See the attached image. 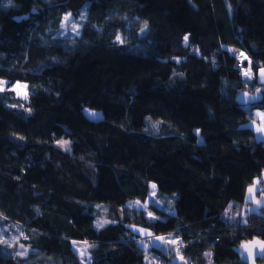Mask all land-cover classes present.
Masks as SVG:
<instances>
[{
	"label": "trees",
	"instance_id": "trees-1",
	"mask_svg": "<svg viewBox=\"0 0 264 264\" xmlns=\"http://www.w3.org/2000/svg\"><path fill=\"white\" fill-rule=\"evenodd\" d=\"M12 2L0 0V264H245L234 247L264 240V204L247 211L246 197L263 190L264 142L248 120L264 108V0ZM68 13L84 17L79 35L63 32ZM149 182L176 193L172 212L126 205ZM131 226L182 247L147 245Z\"/></svg>",
	"mask_w": 264,
	"mask_h": 264
},
{
	"label": "rangeland",
	"instance_id": "rangeland-1",
	"mask_svg": "<svg viewBox=\"0 0 264 264\" xmlns=\"http://www.w3.org/2000/svg\"><path fill=\"white\" fill-rule=\"evenodd\" d=\"M11 3L13 4L12 0H11ZM65 17V15H64ZM71 19L74 21V22H79L81 17H77V18H72ZM67 27H69L68 31H71V25H68ZM63 29V27H62ZM65 28L63 29V32H65ZM240 53H243V52H240ZM240 53L237 54V59L239 61V64H240V73L241 75L244 77V78H247L243 75V71L248 69V66H249V61L250 59H243L240 57ZM245 55V54H244ZM246 56V55H245ZM243 62H246V64H243ZM264 68V67H263ZM261 70V69H260ZM260 70H259V74H258V78L261 79L260 77ZM248 79V78H247ZM1 80H4V79H1ZM4 81H7V80H4ZM17 82H19L20 84H23L25 85L24 82H21V81H16L14 82L10 88L14 91L15 95L19 98H21L23 101L27 100L24 98V96L21 94V95H18L17 94V90H15L13 88V85H15ZM7 87V84L5 85V88ZM23 91H27V88L26 89H22L21 92ZM83 112L90 118L92 119H97V118H100L101 117V112L99 110H96V109H91V108H88V107H83ZM248 123L250 124L251 127L254 128V130L256 131L258 125L255 123V120L250 118L248 120ZM256 134H260V132H257L256 131ZM264 135V133H261ZM258 136V135H257ZM259 182H264V179L262 181L258 180ZM152 184H155L153 182H149V193H148V196L147 198L144 200V201H140L138 199H135V200H128L126 201V205H129V206H136V207H139V208H142L144 210H146V212H151V208L149 206V204H155L159 207H162L164 208L165 210L169 211V212H172L173 211V205H174V198L176 196V193L174 192H171V193H158L156 191V188L153 189L151 187ZM263 188V187H262ZM252 198V202L249 204V206H247L248 210H251V209H257L259 205H263L264 204V191L261 190L260 191V194L259 195H252L251 196ZM136 201H140V206H137L136 205ZM257 201H259V203H257ZM147 204V207H143V205ZM152 213V212H151ZM141 227H136V229H139ZM139 232V231H137ZM139 234L141 235V239H140V242L141 241H145V243L147 245H152V246H161L163 247L164 249H166L167 247L169 246H175V247H178V242H176L175 244H172L170 243L169 241L171 240H178V236L176 235H173V234H167V235H152V237H149V236H145V235H142L140 232ZM155 237H164L165 239L164 240H156ZM10 238L13 240L15 239V236L13 234H10ZM145 238H147L145 240ZM75 250L77 251L78 255L80 256V258L83 260L84 263H88L90 261V255H89V252L87 251V245L85 243H75ZM86 250V251H85ZM81 251H85V254L82 256L81 255ZM159 259V258H158ZM208 264V263H207Z\"/></svg>",
	"mask_w": 264,
	"mask_h": 264
},
{
	"label": "snow or ice",
	"instance_id": "snow-or-ice-1",
	"mask_svg": "<svg viewBox=\"0 0 264 264\" xmlns=\"http://www.w3.org/2000/svg\"><path fill=\"white\" fill-rule=\"evenodd\" d=\"M72 13H68L65 15L64 17V20L61 24V27H67L68 25H71V31H74L76 32V35H79V27L80 25L77 23V22H74L72 19ZM81 19H84L83 16H81ZM147 23H145V26L144 28L141 29V31L143 32L146 28H147ZM116 39L120 42V43H123L124 41L121 39V37L119 35H117ZM184 41H185V46H188L187 45V42H188V37L185 36L184 37ZM198 51V50H197ZM240 57L243 58V59H248L244 53H240ZM249 64H251V61H249ZM243 75L249 79L252 78V72H251V68L249 67L248 69L244 70L243 71ZM260 77H261V81L262 83H264V68H261L260 70ZM9 82L8 81H4V80H0V92L4 91L5 90V85L8 84ZM13 88L15 90H17V94L18 95H23L25 99H27V91H23L21 92L22 89H26L27 88V85H23V84H20L19 82H17L15 85H13ZM259 91V90H258ZM30 111V110H29ZM257 115L261 118L262 121H264V113H257ZM197 132H199V130H196ZM257 132H260V133H264V122H262L256 129ZM61 147H65L66 150H70V147L69 144L70 142L69 141H64V140H61V141H58L57 142ZM257 183H259V181H257ZM151 187L153 189L156 188V185L155 184H152ZM254 188H255V185L253 186H250L248 191L249 193H252L254 191ZM137 206H140V201H136L135 202ZM257 203H259V201H257ZM143 207H147V204L143 205ZM229 208H231V205L229 206ZM148 216L151 218V219H156L155 217H153L152 213L151 212H148ZM0 219H4V217L2 215H0ZM104 223H108V221H104ZM104 223H101V222H97L96 224V227L97 228H100V227H103L104 226ZM133 227V230L134 231H139L142 235H147L149 237H152V233L147 231V229H144V228H139V229H136L135 226H131ZM5 235V232L3 229H0V237H3ZM21 235H23V233H21ZM156 240H164L165 238L164 237H155ZM0 242H4V243H7V241H0ZM170 243L172 244H175L177 241L176 240H171L169 241ZM87 243V242H85ZM252 243L253 245H259L260 248L262 250H264V241H253V242H250ZM74 246H75V242H74ZM21 247H23V245H21ZM243 247H245L247 249V245H243ZM86 251V250H85ZM85 251H81V255L83 256L85 254ZM20 255H24L25 253H18ZM249 254L251 255V251L249 252ZM262 255V257H264V251H262L260 253ZM181 259H183V257H181Z\"/></svg>",
	"mask_w": 264,
	"mask_h": 264
},
{
	"label": "water",
	"instance_id": "water-1",
	"mask_svg": "<svg viewBox=\"0 0 264 264\" xmlns=\"http://www.w3.org/2000/svg\"><path fill=\"white\" fill-rule=\"evenodd\" d=\"M260 98V94L258 89L254 90L253 92H248V91H242L239 92L236 95V99L238 102L241 104H248L252 103L254 101H257ZM253 241H264L263 239L259 237H253L247 242H242L236 247H234V251L238 258L244 262L245 264H264V257L260 254L262 251L259 245H253L250 242ZM243 245H247V249L243 247ZM251 251V255L249 252ZM257 259H262V263H258ZM167 264H189L185 258L181 259L180 256H174L172 259L167 263Z\"/></svg>",
	"mask_w": 264,
	"mask_h": 264
},
{
	"label": "crops",
	"instance_id": "crops-1",
	"mask_svg": "<svg viewBox=\"0 0 264 264\" xmlns=\"http://www.w3.org/2000/svg\"><path fill=\"white\" fill-rule=\"evenodd\" d=\"M257 113H264V108L263 109L254 108L251 111V115H252L251 118L254 119L255 120V123L259 126L264 121L261 120V118L257 115ZM248 125H250V124L248 123ZM255 133H256V131H255ZM257 135H258V138L262 139L263 142H264V135L261 134V133L260 134H257ZM263 179H264V172L260 176L259 180L262 181ZM259 183H261V186L263 187V191H264V182H259ZM254 185H255V188H254V191L252 193H249V191L247 190L246 197L249 200V204L252 202V198H251L252 195H259L260 194V191H257L259 189V186L257 184H254Z\"/></svg>",
	"mask_w": 264,
	"mask_h": 264
},
{
	"label": "built area",
	"instance_id": "built-area-1",
	"mask_svg": "<svg viewBox=\"0 0 264 264\" xmlns=\"http://www.w3.org/2000/svg\"><path fill=\"white\" fill-rule=\"evenodd\" d=\"M177 242H178V249H180L182 246H181V244L179 243V240H177ZM151 264H157V260H155V261H153V263H151Z\"/></svg>",
	"mask_w": 264,
	"mask_h": 264
},
{
	"label": "clouds",
	"instance_id": "clouds-1",
	"mask_svg": "<svg viewBox=\"0 0 264 264\" xmlns=\"http://www.w3.org/2000/svg\"><path fill=\"white\" fill-rule=\"evenodd\" d=\"M9 3H11V0H9ZM145 23H147V21H144L143 22V28H144V26H145ZM147 26H148V23H147ZM142 29V28H141ZM153 127H155V125H153Z\"/></svg>",
	"mask_w": 264,
	"mask_h": 264
},
{
	"label": "flooded vegetation",
	"instance_id": "flooded-vegetation-1",
	"mask_svg": "<svg viewBox=\"0 0 264 264\" xmlns=\"http://www.w3.org/2000/svg\"><path fill=\"white\" fill-rule=\"evenodd\" d=\"M257 260H260L261 262H259V263H262L263 262V260L262 259H257Z\"/></svg>",
	"mask_w": 264,
	"mask_h": 264
}]
</instances>
